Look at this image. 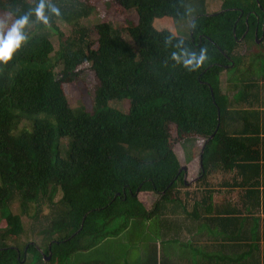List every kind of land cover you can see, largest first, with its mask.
Returning a JSON list of instances; mask_svg holds the SVG:
<instances>
[{
	"label": "trees",
	"instance_id": "16d2710c",
	"mask_svg": "<svg viewBox=\"0 0 264 264\" xmlns=\"http://www.w3.org/2000/svg\"><path fill=\"white\" fill-rule=\"evenodd\" d=\"M113 1L137 14L136 24L124 27L131 43L108 23L84 24L95 9L79 0H0V18L21 37L10 58L0 59V264H25L26 252L35 264L64 261L145 223H161L171 236L139 264H156L157 253L163 264H257L252 248L236 241L251 220L236 214L259 208L260 191L247 189L222 211L209 177L217 173L229 185V174L255 159L250 134H237V126L250 128L257 114L264 0H221L220 10L195 14L187 37L156 29L153 20L184 19L194 0ZM57 22L69 26L67 37ZM240 40L258 51L235 55ZM83 74L93 87L91 109L72 107L64 89ZM197 137L205 144L193 189L175 147ZM238 176L245 185L251 180ZM151 195L157 200L149 209ZM41 205L49 216L40 231L47 247H20L26 231L19 214L36 219ZM214 235L218 244L194 248L192 238ZM188 248L195 257L184 254Z\"/></svg>",
	"mask_w": 264,
	"mask_h": 264
},
{
	"label": "crops",
	"instance_id": "0c3cea01",
	"mask_svg": "<svg viewBox=\"0 0 264 264\" xmlns=\"http://www.w3.org/2000/svg\"><path fill=\"white\" fill-rule=\"evenodd\" d=\"M224 76L225 75H223L220 79H222ZM221 87L223 90H226V76L225 85H221ZM255 101L257 103L255 105L257 108V114L249 121L252 126L248 129H243L237 126V129L241 130V132L237 134H240L242 132L250 134V139L253 140V146L249 152L253 154V157L255 159H248L246 161H243L244 164L240 169H234V171L229 174V176L233 174V176L230 178V182H228L229 185H225L224 183H222L221 185L219 184V187L222 186L225 188L221 190L222 195L226 194L224 196V198L227 199V204L225 206H228L229 203L232 202H234L233 205H238L239 202H241V195L244 193L246 196L247 189H252L253 192L254 189L255 191L259 190L262 201L264 200V81L259 85L258 97ZM252 151H254V153H252ZM237 152L239 153V151ZM249 166H255L253 170L254 173L252 172L253 174H251V176H249L250 174L248 173ZM257 170H259L260 173L255 172ZM242 171L246 172L245 178H251L250 182H248L246 185L244 182L245 179L240 176H238L237 178L234 177L235 174H239ZM232 178L233 180H231ZM213 186L216 187L218 185L213 184ZM235 196L237 198L236 201H234ZM245 198L246 197H244V199ZM262 201L261 205L259 204V208H254V212L245 211V213L236 214L242 215L244 217L248 216L249 220H251L250 225L242 228L241 232L236 237V241L242 240L247 244L248 248L241 246L242 248H252V254L257 256V264H264V202ZM147 205L149 209H151L153 206H150L148 199ZM174 221L175 220H173L172 222ZM170 223L171 222H169V224ZM145 226H148V228L144 230L130 228L126 231H123L118 236H110V233L104 232L110 237L107 236V238L101 240L98 244H95L88 249L77 250L67 260H62L59 262L46 261L45 264H139L140 257H146L148 254L150 255L152 250L156 249L157 252H161V247L165 246L164 235L166 237L171 236L168 233V230L162 227L163 225L161 223H156V225L153 224L151 227L149 226V223H145ZM211 230L215 231L213 225L211 227ZM245 235L248 237L247 240H244L243 238ZM183 236L181 239H184ZM199 237L201 238L191 239L193 241L192 243L194 245V248H208L210 242L218 244V242L215 241H217L219 238H217L215 235L210 236V240L206 236ZM204 238H206L207 240H205ZM200 240H203L202 242L204 243L199 244L197 241ZM182 243V240H180V246L183 245ZM228 243L231 244L234 242L229 241ZM178 253H183V251L180 249ZM152 254L153 253H151V255ZM184 254L186 256H188L189 254V257H195V253L194 251H192V248H188V253L186 250V253ZM162 257L163 256L161 253H157V255L155 256V261H153V263L163 264L164 261ZM191 261H193V259L188 260L189 263H191ZM221 264L227 263L221 262Z\"/></svg>",
	"mask_w": 264,
	"mask_h": 264
},
{
	"label": "rangeland",
	"instance_id": "374dc122",
	"mask_svg": "<svg viewBox=\"0 0 264 264\" xmlns=\"http://www.w3.org/2000/svg\"><path fill=\"white\" fill-rule=\"evenodd\" d=\"M80 2H85L88 5L94 7L95 11L91 13V15L84 21V24H96L99 22L108 23L112 30H115L117 34H119L123 39L131 43L130 38L127 35V32L124 30V27L127 24H136L137 22V14L134 10H125L118 6L113 0H79ZM193 2V0H191ZM222 1L221 0H194V3L190 4V1L187 3V11L188 16L184 19H172L170 17H160L155 18L153 20V26L156 29H169L173 31L177 35L187 37L190 33V24L192 18L195 14L199 13H212L217 10L221 9ZM9 20H3L0 18V39L9 34L11 31ZM60 28V31L63 33V36L67 37L70 33L69 26L66 25L64 22H57L56 23ZM54 49L58 48V41L56 38H52L51 40ZM264 44V41L261 39L257 44ZM252 44V43H251ZM237 48L235 50V55H245L250 53L251 50L254 52L258 51V48L254 46H250L249 44L245 43L244 41L240 40L237 44ZM249 47V48H248ZM264 51V50H263ZM259 69V68H256ZM255 72H260L255 70ZM90 77L88 75H81L79 76L76 81L64 84L65 93L67 95V99L72 107H78L81 105L86 106L87 108L91 109L92 107V93L93 87L92 83H89L87 79ZM220 83L222 86L225 85V76L220 79ZM205 144V140L203 138H195L186 140L180 145L175 147V154L177 155L181 165L184 167L183 169L186 170V182L190 185L191 188H196L198 178L201 177V152L203 146ZM230 177V176H228ZM232 177V176H231ZM230 177V178H231ZM209 181H211L214 185H218L213 187L214 191V201L220 205L219 207L227 204V199L224 198L226 195H222L221 190L225 189L224 187L220 186L224 181V177L221 175L214 173L213 176L209 177ZM227 179V178H226ZM193 188V189H194ZM59 196H57L56 201H58ZM157 200L156 196H149L148 202L150 206L154 204ZM236 196L234 197V201H236ZM34 205V204H33ZM11 211L13 214H17L19 204L18 201L15 200L10 206ZM40 217L34 219V215L31 213L30 217L26 216V214L22 213L19 214L21 216V221L23 224V229L26 231L22 237L20 238L19 246L22 247L26 241L29 243H35L37 246V250H42L47 247V241H45L42 237V233L40 231L43 230V227L49 222V216H47V208L43 205L40 206ZM31 212L34 211V207H30ZM46 215V216H45ZM174 219H171L170 222L172 223ZM179 224V222H178ZM180 225V224H179ZM185 229H187V223H185ZM5 224L4 222H0V231L4 229ZM195 230V229H194ZM193 229L192 235L197 236L196 232ZM188 235V234H187ZM188 237H190L188 235ZM11 239H14L11 237ZM207 240L206 238H204ZM203 240L197 241L199 244H202ZM9 243H14L13 241ZM20 249V248H19ZM24 252V250L20 249ZM26 251V250H25ZM25 264H34V261L31 258L29 252L25 253Z\"/></svg>",
	"mask_w": 264,
	"mask_h": 264
},
{
	"label": "clouds",
	"instance_id": "9594fccd",
	"mask_svg": "<svg viewBox=\"0 0 264 264\" xmlns=\"http://www.w3.org/2000/svg\"><path fill=\"white\" fill-rule=\"evenodd\" d=\"M11 31L9 32V34H7L6 37L3 36V38L0 39V48H3V46L5 44H7L9 41L12 42L11 49L8 52L7 56L6 57L5 56H0V59L10 58L13 48L18 46L19 40L21 39V37H19V35H16V36L11 35Z\"/></svg>",
	"mask_w": 264,
	"mask_h": 264
},
{
	"label": "snow or ice",
	"instance_id": "6c2138e0",
	"mask_svg": "<svg viewBox=\"0 0 264 264\" xmlns=\"http://www.w3.org/2000/svg\"><path fill=\"white\" fill-rule=\"evenodd\" d=\"M12 42L9 41L7 44L3 46V48H0V56H7L8 52L11 49Z\"/></svg>",
	"mask_w": 264,
	"mask_h": 264
},
{
	"label": "water",
	"instance_id": "95a60500",
	"mask_svg": "<svg viewBox=\"0 0 264 264\" xmlns=\"http://www.w3.org/2000/svg\"><path fill=\"white\" fill-rule=\"evenodd\" d=\"M201 165H202V160H201Z\"/></svg>",
	"mask_w": 264,
	"mask_h": 264
}]
</instances>
